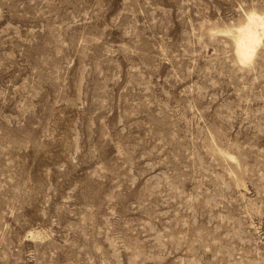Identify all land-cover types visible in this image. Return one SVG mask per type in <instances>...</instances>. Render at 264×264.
Listing matches in <instances>:
<instances>
[{
    "label": "rangeland",
    "instance_id": "obj_1",
    "mask_svg": "<svg viewBox=\"0 0 264 264\" xmlns=\"http://www.w3.org/2000/svg\"><path fill=\"white\" fill-rule=\"evenodd\" d=\"M264 0H0V264H264Z\"/></svg>",
    "mask_w": 264,
    "mask_h": 264
},
{
    "label": "bare ground",
    "instance_id": "obj_2",
    "mask_svg": "<svg viewBox=\"0 0 264 264\" xmlns=\"http://www.w3.org/2000/svg\"><path fill=\"white\" fill-rule=\"evenodd\" d=\"M236 59L242 64H250L264 37V13L255 10L246 14V19L231 30Z\"/></svg>",
    "mask_w": 264,
    "mask_h": 264
}]
</instances>
